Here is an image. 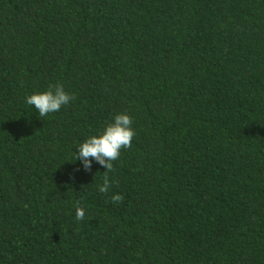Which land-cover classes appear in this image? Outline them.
<instances>
[{"label": "trees", "instance_id": "16d2710c", "mask_svg": "<svg viewBox=\"0 0 264 264\" xmlns=\"http://www.w3.org/2000/svg\"><path fill=\"white\" fill-rule=\"evenodd\" d=\"M0 264H264V0H0Z\"/></svg>", "mask_w": 264, "mask_h": 264}, {"label": "clouds", "instance_id": "9594fccd", "mask_svg": "<svg viewBox=\"0 0 264 264\" xmlns=\"http://www.w3.org/2000/svg\"><path fill=\"white\" fill-rule=\"evenodd\" d=\"M75 97L66 93L61 84L50 86L47 91L34 93L26 98V104L33 106L41 118L50 113L58 112L60 109L74 100ZM132 118L127 114H117L113 122L104 127L103 131L97 135L88 137L83 143L79 144L76 152V160L83 164V169L90 172L92 160H95L103 168V183L98 187L100 193L107 194L112 187L108 173L114 171L113 162L118 160L121 151L132 147V140L136 133L131 127ZM79 171V169H77ZM111 200L114 204L123 201V196L113 194ZM76 219L83 221L86 215L85 209L77 202Z\"/></svg>", "mask_w": 264, "mask_h": 264}]
</instances>
